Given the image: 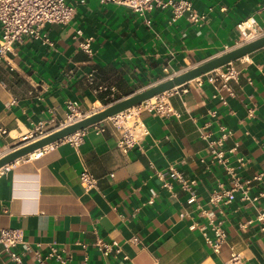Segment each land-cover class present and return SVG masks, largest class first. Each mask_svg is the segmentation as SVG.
Returning <instances> with one entry per match:
<instances>
[{
  "label": "crops",
  "instance_id": "obj_1",
  "mask_svg": "<svg viewBox=\"0 0 264 264\" xmlns=\"http://www.w3.org/2000/svg\"><path fill=\"white\" fill-rule=\"evenodd\" d=\"M67 1L74 6L72 19L41 29L53 46L23 39L0 62L3 150L30 129L65 122L69 100L88 112L240 43L250 29L247 18L264 27V0H191L205 14L201 24L185 16L171 20L169 8L142 16L111 1ZM86 38H91L89 53L78 46ZM232 63L238 74L228 80L229 91L202 74L171 91L175 113L142 110L148 134L126 151L107 122L101 132L88 128L76 148L59 143L37 158L9 164L0 176V228H20L42 253L56 242L70 264H80L84 256L88 264H128L123 254L132 264H264V230L252 205L238 197L226 204L208 202L219 183H228L201 132L214 137L219 125L227 127L231 134L223 148L237 171L243 177L264 173V46ZM232 147L235 152L229 153ZM237 155L243 164L234 161ZM170 165L195 180L196 201L189 202L188 193L168 176L171 188L162 186L155 172ZM83 168L96 177L97 188L84 191L78 179ZM259 190H264L261 182L252 188ZM208 211L227 233L218 252L202 234L209 230ZM96 237L116 240L121 252L104 258L94 246ZM231 250L238 261H229ZM22 263L35 264L30 253ZM0 264H13L1 245Z\"/></svg>",
  "mask_w": 264,
  "mask_h": 264
},
{
  "label": "built area",
  "instance_id": "obj_2",
  "mask_svg": "<svg viewBox=\"0 0 264 264\" xmlns=\"http://www.w3.org/2000/svg\"><path fill=\"white\" fill-rule=\"evenodd\" d=\"M77 1L83 3L85 0ZM100 1H111L126 6L133 12L142 16L153 8H169L171 20L180 16H185L188 21L201 24L205 19L204 13H200L193 8L191 0ZM73 14L74 6L68 3L67 0H0V62L5 55L12 51L14 44L23 39L38 40L42 44L53 46L52 40L46 33L41 31L44 24H67L72 19ZM249 19L250 18H247L245 23ZM145 22L149 23V20L146 19ZM241 24L242 22L238 24L240 30L242 29ZM248 26H250V29H248L249 32L240 43L246 41L247 38L253 34L264 32V30H262L254 21ZM81 35V29H76L74 37L78 39ZM90 39L91 38H86L79 40L78 42V46L88 53L91 52ZM220 67L224 68L221 71H218ZM220 67L208 71L205 74H209V81L214 82L219 80L220 86L229 91L228 80L235 78L238 74V70L235 68L232 61ZM175 88L176 87L159 93L152 98L119 111L90 126L78 129L61 139L37 148L12 162L20 159L37 158L45 149L59 143H66L76 148L81 144L83 136L88 128H92L95 132H101L105 130L107 122L118 130L119 136L117 139V146L121 150L126 151L148 134L147 126L140 118V112L142 110L158 115L175 113L169 102V95ZM66 105L69 110L67 120L83 114L78 110L76 102L69 100ZM29 131L32 136L44 132L42 125L37 126L35 129H30ZM6 134L7 130L4 127H0V136ZM230 134L231 130L223 125H219L217 136L213 137L210 133L205 132L200 133L201 137L206 141V150L210 159L222 167L226 173V180L228 183V187H223L221 183H219L218 188H215L210 192L208 202L211 205H217L219 203L226 204L238 197L242 202L252 205L255 211L254 219L259 222L261 229L264 230V205L261 204V198L264 197V190L252 191V188L256 186L258 182L264 184V173L259 172L251 177H243L237 171V168L232 164L231 157L226 154V151L223 148L224 141L230 136ZM0 149L3 148L0 147ZM228 152L234 153L235 147L228 149ZM244 160V157L241 155L234 156V161L240 165L244 163ZM11 163L0 167V176L8 169V166ZM155 173L158 179L161 180L163 187H166L167 189L171 188L170 182L165 180V176H168L170 179L176 181L179 186L188 193L189 202L196 201L195 180L185 178L173 165L168 166L163 171H156ZM78 179L84 191H90L97 188L96 177L86 168H83L79 172ZM206 216L208 219L209 230H203L202 234L205 242L212 248V250L218 252L221 245L226 241L227 233L220 225V222L215 221L212 211L206 212ZM244 225L245 224H240V227H244ZM131 241L135 242L137 241V238L132 237ZM0 245L13 264H23L22 257L27 253L32 255L35 264H52V262L70 264V260L68 256L65 255L62 246H59L56 242H51L47 244L46 251L42 253L39 249L38 243L33 247L24 239L23 232L20 228L1 227ZM94 246L104 258H107L110 254L117 255L121 252V245L116 240L106 242L101 238L96 237L94 240ZM16 248H19L20 250L16 251ZM121 258L122 260L127 261L128 264H132L131 259L126 254H123ZM238 260L239 254L231 250L229 261L236 262ZM87 261V256H84L80 264H88Z\"/></svg>",
  "mask_w": 264,
  "mask_h": 264
},
{
  "label": "water",
  "instance_id": "obj_3",
  "mask_svg": "<svg viewBox=\"0 0 264 264\" xmlns=\"http://www.w3.org/2000/svg\"><path fill=\"white\" fill-rule=\"evenodd\" d=\"M262 46H264V34L228 48L227 50H224L223 52L207 60L194 64L191 67L185 68L180 72L166 76L164 79L150 84L128 96L113 100L109 103L101 105L98 108L85 112L76 118L60 123L57 126L50 128L29 140L20 141L16 145L9 147L0 156V167L11 163L15 159L20 158L37 148L57 141L78 129L90 126L93 123L101 121L108 116L136 105L159 93L177 87L178 85H181L190 79L205 74L208 71L240 58Z\"/></svg>",
  "mask_w": 264,
  "mask_h": 264
},
{
  "label": "bare ground",
  "instance_id": "obj_4",
  "mask_svg": "<svg viewBox=\"0 0 264 264\" xmlns=\"http://www.w3.org/2000/svg\"><path fill=\"white\" fill-rule=\"evenodd\" d=\"M256 22L253 18H250L245 24L246 25H250L251 24V22ZM257 24V23H256ZM258 25V24H257ZM259 26V25H258ZM262 30H264V27H261V26H259ZM261 34H264V32H262V33H260V34H253L252 36H250V37H248L247 38V40H250V39H252V38H255V37H257V36H259V35H261ZM152 98V97H151ZM32 137H34V136H32V134H31V132L28 130L24 135H22L21 136V139H20V141H26V140H29V139H31ZM6 150H3V149H0V156L5 152Z\"/></svg>",
  "mask_w": 264,
  "mask_h": 264
},
{
  "label": "rangeland",
  "instance_id": "obj_5",
  "mask_svg": "<svg viewBox=\"0 0 264 264\" xmlns=\"http://www.w3.org/2000/svg\"><path fill=\"white\" fill-rule=\"evenodd\" d=\"M152 100H153V99H152ZM98 107H100V106H98ZM98 107H97V108H98ZM57 125H58V124H57ZM57 125H56V126H57ZM54 127H55V126H54ZM48 129H50V128H45V127H44V128H43V131H46V130H48ZM6 146H7V144H5L4 146H1V148H5Z\"/></svg>",
  "mask_w": 264,
  "mask_h": 264
}]
</instances>
